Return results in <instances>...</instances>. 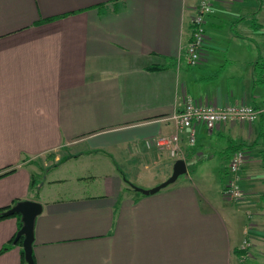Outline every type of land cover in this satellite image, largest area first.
<instances>
[{
	"label": "crops",
	"instance_id": "obj_1",
	"mask_svg": "<svg viewBox=\"0 0 264 264\" xmlns=\"http://www.w3.org/2000/svg\"><path fill=\"white\" fill-rule=\"evenodd\" d=\"M199 3L0 0V174L14 168L0 177V210L42 205L35 264H264L254 239L264 238V117L201 125L194 146L186 130L178 157L156 145L175 133L168 118L188 96L264 107V0H212L201 62L190 66ZM237 150L242 196L230 201L229 165L216 163ZM180 158L188 170L213 166L222 201L189 175L150 195L131 186L159 185ZM10 216L0 251L19 231L21 217ZM0 264H23L20 245Z\"/></svg>",
	"mask_w": 264,
	"mask_h": 264
},
{
	"label": "built area",
	"instance_id": "obj_2",
	"mask_svg": "<svg viewBox=\"0 0 264 264\" xmlns=\"http://www.w3.org/2000/svg\"><path fill=\"white\" fill-rule=\"evenodd\" d=\"M212 12V0H200L195 14L192 16L191 40L186 50L187 62L190 66H196L201 62L202 51L206 40V17ZM264 117V107H253L249 105H227L215 107L203 103L194 97L188 96L181 111L172 115L168 120L176 127L175 133L171 136H162L156 140L158 147L170 151L172 157H178L181 152V134L188 130V143L195 145L196 133L199 126L204 125L210 131L216 129L222 123H255ZM246 153L243 150L234 152L230 163V177L223 189V196L226 200L234 201L242 196L239 186L240 171L244 166ZM251 243L244 241V250H249ZM245 258H243L244 260Z\"/></svg>",
	"mask_w": 264,
	"mask_h": 264
},
{
	"label": "water",
	"instance_id": "obj_3",
	"mask_svg": "<svg viewBox=\"0 0 264 264\" xmlns=\"http://www.w3.org/2000/svg\"><path fill=\"white\" fill-rule=\"evenodd\" d=\"M188 172V165L184 159H177L173 166L172 175L160 183L159 185L153 187L149 190H144L131 185L136 191L144 194L150 195L159 192L160 190L168 187L169 185L175 183L177 179ZM42 212V205L33 200H25L16 203L13 207L5 212L6 215H20L22 227L19 229L17 236L15 238V243H17L21 238L22 248L24 251V258L27 264H35L33 255V242H34V223L36 217Z\"/></svg>",
	"mask_w": 264,
	"mask_h": 264
},
{
	"label": "rangeland",
	"instance_id": "obj_4",
	"mask_svg": "<svg viewBox=\"0 0 264 264\" xmlns=\"http://www.w3.org/2000/svg\"><path fill=\"white\" fill-rule=\"evenodd\" d=\"M46 159L49 160V158H47V157L40 158V160H38V165H41V164L44 165V163H47L48 161ZM221 160L223 161V163L221 164V166L216 163V170L217 171H218V169L220 170V168H221V170L224 169L225 168V165H229V163H230L229 160L226 157H224ZM210 167L213 168V166H207V165L205 166V168L203 166H199V165H196L195 168L194 167H190L189 170H188V172L186 174L181 175L180 178H183V177H186V175H189L191 177V179L194 182H196L197 184H198V182H202L203 181V183H206L208 186L209 185L211 186V187H209V190L211 189L212 191L210 190L211 192L208 194V196L211 199H214L215 201H222V199H223L222 198V195L218 192V190L215 191V193L213 192V190H214V188L216 186V183H217V179H215V176L214 175H211V173L208 172V170H206L207 168H210ZM197 169H200V170L197 173H195L197 171ZM145 176L147 177V175H145ZM219 176H221L220 173H218V178H219ZM229 176H230V174H229ZM36 182H37V180H36ZM136 184H138V183H136ZM134 186H136L138 188H141V189H144V190H149V189H152L153 188V187H151V188H144V187H140L138 185H134ZM230 205H232V204H230ZM263 209H264V206L261 204L260 205L261 213L259 215V222H258L259 224H258V229L257 230H260V229L262 230L261 227H264V214L262 213V212H264ZM242 213L244 214V212H242ZM253 225L254 224L252 223V226ZM250 231H251V228H250ZM250 238H251V241H252V237H250ZM254 239H257L259 241L258 242V245H262V243H264V238L263 239L262 238H254Z\"/></svg>",
	"mask_w": 264,
	"mask_h": 264
},
{
	"label": "trees",
	"instance_id": "obj_5",
	"mask_svg": "<svg viewBox=\"0 0 264 264\" xmlns=\"http://www.w3.org/2000/svg\"><path fill=\"white\" fill-rule=\"evenodd\" d=\"M238 151V150H237ZM14 171V168L13 169H9L7 171H5L4 173L0 174V177L3 176V175H6L8 173H12ZM230 174V173H229ZM38 187V183L36 182V180L34 179V177H32V180H31V184H30V189L32 191H35L36 188ZM5 210H9V208L5 209ZM14 216H18L19 218L21 217L20 215H14ZM8 217H12L10 215H6L5 212L3 210H0V220L4 219V218H8ZM22 227V222L20 220L19 222V229ZM17 234L12 238V240L8 243V244H5L0 253H4L6 252L8 249H10L12 246H15L16 244L17 245H20V252H21V255H22V261H23V264H27L25 262V258H24V251H23V248H22V241L23 239H20L17 243H15V238H16Z\"/></svg>",
	"mask_w": 264,
	"mask_h": 264
}]
</instances>
